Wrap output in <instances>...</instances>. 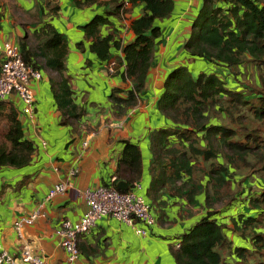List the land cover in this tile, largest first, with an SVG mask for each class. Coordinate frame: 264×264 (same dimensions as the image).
I'll return each mask as SVG.
<instances>
[{
  "label": "trees",
  "instance_id": "trees-1",
  "mask_svg": "<svg viewBox=\"0 0 264 264\" xmlns=\"http://www.w3.org/2000/svg\"><path fill=\"white\" fill-rule=\"evenodd\" d=\"M128 2L144 5L129 24L133 39L121 44L114 30L102 36L100 28L109 23L108 13L119 17ZM110 9L93 16L82 28L84 37L91 39L89 50L107 66L113 62L116 68L118 63L111 56V45L122 48L121 75L131 86L125 95L123 89L113 88L110 98L125 110L137 104L143 91L162 33L155 22L171 13L173 0H111ZM58 10L56 0L36 1L34 16L39 20L24 32L19 49L27 65L58 74L57 79L50 78L51 90L68 122L83 109L72 99L71 76L65 66L67 40L50 21H42L44 15H56ZM184 49L188 60H200L203 65L180 64L163 81L157 109L169 124L150 134L153 161L148 196L161 198L160 190L195 205L199 194L203 195L204 214L180 235L179 246L170 250L176 264H264V0H203ZM122 142L114 175L116 181L131 187L142 177V153L136 142ZM34 152L17 107L10 98L0 100V169L24 167ZM242 169L261 181L257 190L251 184L244 196L237 197L235 175ZM237 199L242 201L241 208ZM215 203L219 208H214Z\"/></svg>",
  "mask_w": 264,
  "mask_h": 264
},
{
  "label": "crops",
  "instance_id": "crops-1",
  "mask_svg": "<svg viewBox=\"0 0 264 264\" xmlns=\"http://www.w3.org/2000/svg\"><path fill=\"white\" fill-rule=\"evenodd\" d=\"M36 1L43 4L44 0H0V43L8 40L19 47L24 32L32 30L39 20L34 16ZM56 2L57 14L47 13L42 21H50L66 37V73L71 76L73 103L83 112L68 122L62 116L50 84V78L58 77L55 71L40 70L41 79L31 82L35 93L33 114L23 113V104L16 95L10 98L19 111L25 137L35 145V152L24 167L0 169V245L19 257L27 244L32 254L44 256L45 264H63L65 253L57 234L61 220L75 221L83 214L86 210L84 190L117 185L121 181L113 180L114 170L124 146L122 140L127 139L139 145L143 163L142 177L131 187L128 184L127 189H133L151 205L156 222L146 226L137 221L136 227L146 230L141 235L115 217L100 218L88 232L79 236V255L74 264H176L170 250L180 243V235L204 214L203 195L199 194V204L195 205L183 197H169L160 190L161 198L148 196L153 161L150 134L169 124L157 109L167 73L180 64L193 68L203 65L200 60H188L184 49L195 18L193 13L201 0H173L171 13L155 22L162 27V33L156 40L143 91L137 104L125 110L118 108L110 98L113 88L123 89L121 94L125 95V90L131 86L121 75L124 71L122 48L112 45L109 48L111 56L118 59L116 68L110 69L89 50L91 39L84 37L82 28L93 16L109 12L111 0ZM44 7L46 12L47 7ZM143 10V3L128 2L119 17L108 13L109 23L101 26V35L114 30L121 44L130 42L133 33L129 24ZM73 168L77 171L71 175ZM69 176L72 188L44 200L54 183ZM161 199L164 203H160ZM39 204L46 217L22 227L19 236L14 221L28 215Z\"/></svg>",
  "mask_w": 264,
  "mask_h": 264
},
{
  "label": "built area",
  "instance_id": "built-area-1",
  "mask_svg": "<svg viewBox=\"0 0 264 264\" xmlns=\"http://www.w3.org/2000/svg\"><path fill=\"white\" fill-rule=\"evenodd\" d=\"M0 100L9 99L16 95L23 104L25 114H33L35 108V93L31 86L33 80H40L42 74L39 70L27 65L21 55L20 49L14 43L5 40L0 43ZM110 64V69L113 67ZM86 145V142H83ZM73 168L71 175L76 173ZM70 176L63 181L54 183L48 190L44 200H50L56 195L64 194L72 188ZM115 178H113L114 180ZM137 184L134 183V186ZM86 202V210L75 221L62 219L57 230L60 236V245L65 253L63 264H74L79 255L78 238L82 233L88 232L104 216H112L135 228V232L144 235V227H136L137 221L146 226L155 224L156 218L152 214L149 204L133 189L120 191L112 186H98L88 188L82 192ZM41 204L29 212L28 215L14 221L13 226L19 236L22 227L33 224L38 218L46 217ZM179 242L175 247L179 246ZM45 264L42 254H32L29 246L25 244L19 257L6 252L0 245V264Z\"/></svg>",
  "mask_w": 264,
  "mask_h": 264
},
{
  "label": "rangeland",
  "instance_id": "rangeland-1",
  "mask_svg": "<svg viewBox=\"0 0 264 264\" xmlns=\"http://www.w3.org/2000/svg\"><path fill=\"white\" fill-rule=\"evenodd\" d=\"M202 2H203V0H201V4L199 5V7L196 8L195 12L193 13L194 16H196L198 10L200 9V7L202 5ZM9 7H11V5ZM11 9H12V11H14L13 8H11ZM229 84L232 86L236 85L235 82H229ZM235 176H236V178L239 179V181H238L239 183L234 184L235 190L238 192L237 197L244 196L248 192V189H247L248 186H250L251 184H252L251 188L257 190V184H259L261 181L259 178H255V180H254V178L248 176L246 169H242V170L237 171ZM244 199H245V197H244ZM236 204H237L238 208H241L242 201L240 199H237ZM213 206L215 209L219 208V204H217V203L213 204ZM257 259H258V257L255 256L254 262H256ZM227 261H229V259ZM248 262L249 261H247L246 264ZM249 263H251V262H249ZM239 264H241V263H239Z\"/></svg>",
  "mask_w": 264,
  "mask_h": 264
},
{
  "label": "water",
  "instance_id": "water-1",
  "mask_svg": "<svg viewBox=\"0 0 264 264\" xmlns=\"http://www.w3.org/2000/svg\"><path fill=\"white\" fill-rule=\"evenodd\" d=\"M116 186L120 190H125L128 188V184L123 180L119 181Z\"/></svg>",
  "mask_w": 264,
  "mask_h": 264
}]
</instances>
